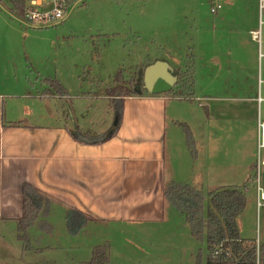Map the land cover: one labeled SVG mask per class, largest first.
Segmentation results:
<instances>
[{
  "label": "rangeland",
  "instance_id": "rangeland-1",
  "mask_svg": "<svg viewBox=\"0 0 264 264\" xmlns=\"http://www.w3.org/2000/svg\"><path fill=\"white\" fill-rule=\"evenodd\" d=\"M218 3L222 8L214 14L211 7ZM257 27L258 0H87L60 22L35 24L18 17L10 0H0V94L8 116L24 110V122L98 137L122 119L108 98L111 88L156 59L177 68L175 73L186 65L192 102L203 106L193 121L197 130L188 136L196 157L187 146V121L168 122L182 139L179 151L171 143L178 183L202 189L206 207L216 189L246 188L239 232L264 246V208L258 214L251 171L239 168L240 152L257 130L258 46L249 35ZM47 89L55 97L35 98ZM260 92L264 99V84ZM169 103L179 106V100ZM159 216L73 224L69 207L55 203L47 216L52 231H27L32 250H24L16 222H0V264H88L98 247L107 254L106 264H205L206 240L193 238L185 218L170 203Z\"/></svg>",
  "mask_w": 264,
  "mask_h": 264
},
{
  "label": "crops",
  "instance_id": "crops-1",
  "mask_svg": "<svg viewBox=\"0 0 264 264\" xmlns=\"http://www.w3.org/2000/svg\"><path fill=\"white\" fill-rule=\"evenodd\" d=\"M170 67L176 75L177 68ZM144 90L146 93L140 96L123 97V102L121 97L113 99L122 110V119L116 128L114 123L111 130L98 137H83L79 128L71 131L66 126L47 128L24 122L28 114L24 110L8 116L5 98L0 94V222L17 223L22 217L24 185L49 197L52 206L61 203L69 207L73 224L86 220H150L160 217L162 211L164 216L168 204L164 187L179 182L175 146L171 143H178V151L182 146V139L169 129L168 122L175 125L180 119L187 121L190 128L186 127L193 134L198 120L195 124L193 121L200 119L203 105L196 106L192 97L171 98L167 93ZM53 97L39 93L35 98ZM171 100H179L181 109H177L178 103L170 104ZM205 108L204 118L210 120L209 107ZM184 109L189 110L186 113L192 122L183 117ZM257 141L258 116L256 135L239 155L240 170H250V175Z\"/></svg>",
  "mask_w": 264,
  "mask_h": 264
},
{
  "label": "trees",
  "instance_id": "trees-1",
  "mask_svg": "<svg viewBox=\"0 0 264 264\" xmlns=\"http://www.w3.org/2000/svg\"><path fill=\"white\" fill-rule=\"evenodd\" d=\"M13 10L22 15L24 4L22 0H10ZM154 63L151 61L147 64ZM142 66V65H141ZM140 68L137 73L127 81L117 84L108 92V98L140 96L146 93L144 90L143 72L145 68ZM146 67V65L144 66ZM176 73L177 83L174 88L167 93L173 98H191L193 82L189 74V68ZM53 83V82H52ZM59 93L64 94L59 88ZM41 94L55 96L49 89ZM186 131L187 146L194 156L195 145L190 140L189 129ZM188 129V130H187ZM196 157V155H195ZM246 188L230 186L216 189L208 194L206 207V196L202 189L186 183L169 182L165 185L163 194L165 200L185 218L189 225L193 238L197 241L206 240L208 254L205 264H264V246H260L257 253L255 241L243 239L240 236L237 219L244 211L247 197ZM52 208V200L43 195L39 190L24 185L23 189V214L17 221L18 239L23 243L24 250H32L27 231L31 227H38L44 232H51L52 226L47 221V216ZM85 219L86 215L83 216ZM104 249L95 248L94 257L88 264H106L108 257Z\"/></svg>",
  "mask_w": 264,
  "mask_h": 264
},
{
  "label": "built area",
  "instance_id": "built-area-1",
  "mask_svg": "<svg viewBox=\"0 0 264 264\" xmlns=\"http://www.w3.org/2000/svg\"><path fill=\"white\" fill-rule=\"evenodd\" d=\"M87 0H22L24 4L22 15L16 10L15 14L27 23H57L82 5ZM222 8L221 4L211 7L212 13H217ZM251 40L258 48V141L256 147L255 162L249 183L256 193V206L258 214L264 208V117L262 115L261 85L264 84V0H258V27L249 32ZM257 244V253L261 244Z\"/></svg>",
  "mask_w": 264,
  "mask_h": 264
},
{
  "label": "water",
  "instance_id": "water-1",
  "mask_svg": "<svg viewBox=\"0 0 264 264\" xmlns=\"http://www.w3.org/2000/svg\"><path fill=\"white\" fill-rule=\"evenodd\" d=\"M144 88L152 94L171 91L177 83V76L167 62L157 61L148 65L143 72Z\"/></svg>",
  "mask_w": 264,
  "mask_h": 264
}]
</instances>
